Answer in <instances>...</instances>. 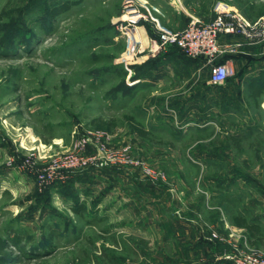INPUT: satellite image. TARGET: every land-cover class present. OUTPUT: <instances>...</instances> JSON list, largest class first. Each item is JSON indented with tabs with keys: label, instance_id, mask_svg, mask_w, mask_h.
I'll return each instance as SVG.
<instances>
[{
	"label": "rangeland",
	"instance_id": "rangeland-1",
	"mask_svg": "<svg viewBox=\"0 0 264 264\" xmlns=\"http://www.w3.org/2000/svg\"><path fill=\"white\" fill-rule=\"evenodd\" d=\"M62 1L0 0L7 264H232L221 259L232 244L264 255V240L251 245L229 216L244 213L264 231V97L257 104L247 87L263 57L216 85L204 60L171 48L153 57L151 77L135 78L153 59L138 33L152 23L120 30L125 0H80L53 19L48 9ZM139 1L163 27L188 20L164 0ZM99 117L115 126L94 128ZM73 155L87 163L57 168Z\"/></svg>",
	"mask_w": 264,
	"mask_h": 264
},
{
	"label": "built area",
	"instance_id": "built-area-1",
	"mask_svg": "<svg viewBox=\"0 0 264 264\" xmlns=\"http://www.w3.org/2000/svg\"><path fill=\"white\" fill-rule=\"evenodd\" d=\"M140 7H144L146 11H143ZM214 9L216 15L210 21H203L192 16L184 28L171 29L161 26L158 20L151 18L145 2L125 0L124 12L117 21L120 30L127 29L128 34L131 31V35H134L136 29H140L138 24L141 21L152 20L154 22L149 28L146 29L144 26L140 31L138 30L145 51L144 60L157 57L169 49L177 47L189 57L203 59L210 69L211 82L216 85H223L235 72L229 62H218L219 57L239 51L243 44L242 41L248 43L263 41L264 17L256 21H250L242 14L233 11L226 3H221V1ZM229 34L239 35L242 37V41L225 42L222 37ZM72 159L57 162V168L80 165L82 162L87 163V160L76 158L74 155ZM52 168L55 169V167ZM232 237H234V234L230 235V238ZM221 259L232 264H264L263 254L242 252L235 244H232V250L221 254Z\"/></svg>",
	"mask_w": 264,
	"mask_h": 264
},
{
	"label": "trees",
	"instance_id": "trees-1",
	"mask_svg": "<svg viewBox=\"0 0 264 264\" xmlns=\"http://www.w3.org/2000/svg\"><path fill=\"white\" fill-rule=\"evenodd\" d=\"M79 2L80 0H64L54 5L53 7H50L48 9V12L53 19H56L59 15L63 14L64 12H67ZM16 28L17 29L21 28V26L20 27L17 26ZM173 48L178 49L183 55H185L179 48L177 47H173ZM225 55H223L221 59H218V62H224L225 60L223 58L224 56L225 58L234 56V54H225ZM195 59L199 60L201 58H195ZM153 60L154 58L148 61L147 63L143 64L142 66L135 67V69L139 70L136 73L135 78L151 77L153 73H152V70L150 69L149 64ZM247 87L249 90V96L257 104H260L261 99L264 97V70L260 71L256 76H253L251 80L249 81ZM125 116H126V120L128 121V124L132 127V129L139 136L143 138H147V139L151 137L150 131H148L141 122L136 120L133 115H125ZM92 124L94 128L98 130H102V131H107L111 129L113 126H115L114 121L108 120L102 117L93 119ZM235 142L237 143V146L240 147L239 140L235 138ZM260 145H262V142H260ZM262 148L264 151V146H262ZM229 216H230L231 223L234 226L245 230L247 234V240L251 245H256L259 242L264 240V231H263L262 226L258 222L250 220L246 214L241 213V212L231 211L229 212ZM12 238H13L12 242H14L16 245H21L23 239L18 234L15 233ZM10 244H11V241H9L7 238L0 235V264H7L9 262V259H11L12 253L9 248ZM224 252L222 251L221 254H223Z\"/></svg>",
	"mask_w": 264,
	"mask_h": 264
},
{
	"label": "crops",
	"instance_id": "crops-1",
	"mask_svg": "<svg viewBox=\"0 0 264 264\" xmlns=\"http://www.w3.org/2000/svg\"><path fill=\"white\" fill-rule=\"evenodd\" d=\"M166 1L168 4H170V6L172 7L173 11L176 13H183L185 17H187V22L186 24L189 22V20L191 19L192 16L198 17L203 21H210L215 17V7L213 6H209V5H204L203 7V2H198L197 5H195L194 3L191 5L189 0H164ZM264 0H243V3L247 6H249V15L250 18H247L243 13V9L241 8V5H239V3L237 1L231 0L230 2L227 0L225 1V3L233 10L236 11L240 14H242L243 16H245L248 20L250 21H256L259 20L260 18L264 17V8L262 7L261 9H253L257 4H259V2H262ZM242 3V4H243ZM162 2H159L158 5H160L161 7ZM157 4H155L156 6ZM194 5V6H193ZM193 7H196V10H193ZM254 10V11H253ZM149 23H154L153 21H148ZM185 24V26H186ZM184 26V27H185ZM182 27V28H184ZM181 29V28H178ZM222 39L225 42H236V41H242V37H240L239 35L236 34H229V35H225L222 37ZM242 46L240 47L239 51L235 52V53H227V54H234V56H230V57H223L225 61L229 62L231 64V66L234 68V72L235 71H245L247 69V64H248V58L251 59V57L253 56H259L261 55V57H263V62H262V66L257 68V65H254V74L257 75L260 71L264 70V47L259 48V46H251L248 45L247 43L242 41ZM222 56L219 57V59H221ZM252 62H250L251 64ZM261 63V62H260ZM250 72L253 71V66H251L249 68ZM248 69L246 71H249ZM251 79H249L250 81ZM248 81V83H249Z\"/></svg>",
	"mask_w": 264,
	"mask_h": 264
}]
</instances>
